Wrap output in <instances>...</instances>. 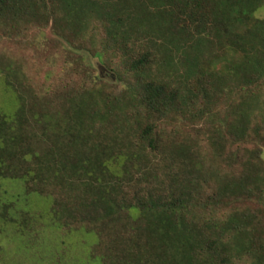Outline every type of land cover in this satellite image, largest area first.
<instances>
[{
	"label": "trees",
	"instance_id": "trees-1",
	"mask_svg": "<svg viewBox=\"0 0 264 264\" xmlns=\"http://www.w3.org/2000/svg\"><path fill=\"white\" fill-rule=\"evenodd\" d=\"M51 2L76 52L121 59L138 81L112 95L74 57L65 103L20 98L0 114V179L58 195L56 216L106 229L100 264H264V20L254 19L264 0ZM155 53L162 67L176 55L182 89L152 77ZM170 115L198 123L211 152L181 149L185 176L165 188L149 153Z\"/></svg>",
	"mask_w": 264,
	"mask_h": 264
},
{
	"label": "rangeland",
	"instance_id": "rangeland-1",
	"mask_svg": "<svg viewBox=\"0 0 264 264\" xmlns=\"http://www.w3.org/2000/svg\"><path fill=\"white\" fill-rule=\"evenodd\" d=\"M11 4L13 11L0 12V114L12 116L20 98L28 105L32 101H53L56 105L51 109L61 101L65 103L70 90L76 89L70 86L76 80L70 81V61L80 55H86L87 62L93 66L89 70L92 76L102 78L96 87L112 95L124 94L127 85L138 81L121 59L114 58L107 65L84 49L77 48L76 52L69 36L63 37L54 30V22L62 17V11L51 0H12ZM254 19L264 20V2L254 12ZM65 23L61 25L65 27ZM155 54L160 58H153L152 77L182 89L178 86L183 69L176 55L166 61L169 67H162V55ZM84 75L78 74L81 78ZM170 116L169 124L160 132L161 146L154 154L149 153L150 159L158 162L153 166L160 169L158 179L165 188L176 187L185 176L179 157L181 149L190 148L203 157L211 152L198 123L195 126L196 122L188 124L183 117ZM244 144L255 147L252 142ZM139 165L148 167L143 162ZM209 166L221 171L226 169L222 163ZM46 193L29 194L23 181L0 179V264H100V256L111 238L109 232L93 224L74 222L63 209L56 216L52 209L55 198L60 197ZM238 206L258 208L249 203H238Z\"/></svg>",
	"mask_w": 264,
	"mask_h": 264
}]
</instances>
